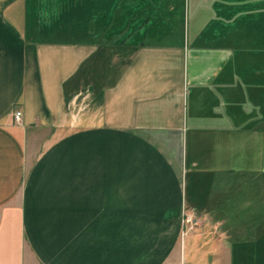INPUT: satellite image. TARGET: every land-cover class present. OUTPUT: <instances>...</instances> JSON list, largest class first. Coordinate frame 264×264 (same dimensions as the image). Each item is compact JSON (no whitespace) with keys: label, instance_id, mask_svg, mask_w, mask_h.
Instances as JSON below:
<instances>
[{"label":"crops","instance_id":"obj_1","mask_svg":"<svg viewBox=\"0 0 264 264\" xmlns=\"http://www.w3.org/2000/svg\"><path fill=\"white\" fill-rule=\"evenodd\" d=\"M226 2L236 5L214 4ZM147 3L120 0L106 16L105 5L87 13L97 0H0V264H264V235L229 241L217 230L236 227L244 209L235 198L224 208V174L204 170L218 160L208 135L226 123L210 97L224 95L228 72L240 91V44L264 33L262 7L249 13L250 43L226 33L231 18L208 37L190 29L193 0L180 41L136 45L151 23L141 15H160ZM112 38L135 51L99 83L94 66ZM250 114L257 129L264 107ZM188 217L196 228L183 237Z\"/></svg>","mask_w":264,"mask_h":264},{"label":"rangeland","instance_id":"obj_2","mask_svg":"<svg viewBox=\"0 0 264 264\" xmlns=\"http://www.w3.org/2000/svg\"><path fill=\"white\" fill-rule=\"evenodd\" d=\"M38 1V0H37ZM102 2L101 6H92L87 13H98L101 11L99 7H104L106 10V16L111 15L119 5L120 0H97ZM145 3L146 10L153 5H148V0H141ZM155 5L159 7L160 15L156 13H145L140 17V25L149 24L148 20H151L148 28L143 30L142 36L138 39H134L135 43L141 44L143 42L157 43V42H176L182 39V32L187 28V15L186 10L191 7L193 0H154ZM196 3L197 13L191 12L189 15V23L194 22V27L190 28L195 31L207 30L204 37H208L211 31V27H218L223 24V21L229 22L230 18L234 28L226 30V33L233 37V33L243 34L240 38L245 39V43L251 42L247 40V33L245 28H249L252 24L249 17L253 12L254 6L260 5L262 8L260 12L264 14V0H258L261 4H251V0H236L234 2L235 7L226 2L224 5H220L219 8L214 4L216 0H194ZM209 3V7L212 9V13L202 14V3ZM150 2V0H149ZM41 9L38 10L40 15H43L45 10L44 3H40ZM32 11L35 10L36 4H32ZM214 9V10H213ZM220 10V11H219ZM79 11V10H77ZM218 11V12H217ZM85 12V11H84ZM154 18L152 17L153 15ZM194 17V18H193ZM212 18V19H211ZM107 20V18L105 19ZM213 21V22H212ZM222 21V22H221ZM154 23V24H152ZM106 24V22H105ZM240 25V26H237ZM137 27V26H136ZM210 27V28H208ZM228 27V26H226ZM233 27V26H232ZM239 27V28H238ZM241 27V29H240ZM143 28V27H142ZM195 28V29H194ZM213 28V29H214ZM230 28V27H229ZM243 30L244 32H240ZM153 33V35H151ZM201 33V32H200ZM200 36V35H199ZM237 39V38H236ZM112 40V41H111ZM110 42H106L101 55L97 57V63L94 66L95 77L99 83H111L120 74L124 65L131 59L135 48L126 47V44L118 41V39H111ZM129 42V43H134ZM244 42V40H241ZM255 41V40H253ZM250 43L249 45L241 42L240 47V62L238 63L239 69L235 70L236 78L240 81V91L236 90L237 84L232 82V74L229 79H226V89L224 95H220V99L217 96L212 95L210 98H214L215 102L224 104L225 108V126L222 124V130L219 133H214L215 136L211 138L208 135V141L218 144V156L217 163L205 164L204 170L219 169L224 174V179L221 181L222 185H219L218 192L223 195V204L219 205L227 207L230 198H235L236 201L232 204L240 205L244 209L241 213V222H239L234 228H222L217 229L223 236L229 241L246 242L255 240L264 235V120H261L257 129H254L255 125H252L254 118L256 117L250 114L253 110L259 111L264 107L262 100V93L264 91V85L262 88L253 84L256 77H264V33L258 35L257 41ZM249 46V52L246 51ZM261 48V51L254 52L255 49ZM254 49V50H253ZM100 54V53H99ZM91 61L87 64L85 69L86 75L89 71H92ZM231 65V64H230ZM239 71V72H238ZM89 79V76H87ZM90 80V79H89ZM228 83V84H227ZM253 84V85H252ZM257 87L256 90L248 91V88ZM214 91V90H213ZM216 91V90H215ZM213 94H216L213 93ZM218 100H217V99ZM213 99V101H214ZM211 101V99H209ZM221 106V105H220ZM20 112V111H16ZM13 114V119L15 113ZM252 119V120H251ZM22 123V118L20 122ZM254 126V127H253ZM225 128V129H223ZM218 134V136H216ZM200 155H207L205 150L200 151ZM212 161V160H211ZM221 176V175H220ZM225 204V205H224ZM248 208V209H247ZM194 226V224H192ZM196 227H194L195 230ZM194 233L191 232L190 234ZM189 235L188 228L183 229L182 236Z\"/></svg>","mask_w":264,"mask_h":264},{"label":"built area","instance_id":"obj_3","mask_svg":"<svg viewBox=\"0 0 264 264\" xmlns=\"http://www.w3.org/2000/svg\"><path fill=\"white\" fill-rule=\"evenodd\" d=\"M21 118H22V113L16 112L15 116H14L15 121L20 122ZM192 224H194V226H192ZM185 225L191 226L188 228L189 233L194 231L195 223H194V220L192 218H190V217L186 218Z\"/></svg>","mask_w":264,"mask_h":264},{"label":"trees","instance_id":"obj_4","mask_svg":"<svg viewBox=\"0 0 264 264\" xmlns=\"http://www.w3.org/2000/svg\"><path fill=\"white\" fill-rule=\"evenodd\" d=\"M87 64L82 68V70L80 71V73L78 74V77H83L84 75H86L85 69H87Z\"/></svg>","mask_w":264,"mask_h":264}]
</instances>
